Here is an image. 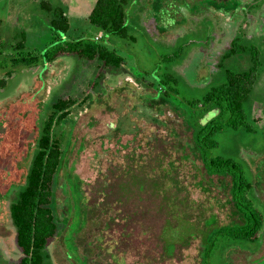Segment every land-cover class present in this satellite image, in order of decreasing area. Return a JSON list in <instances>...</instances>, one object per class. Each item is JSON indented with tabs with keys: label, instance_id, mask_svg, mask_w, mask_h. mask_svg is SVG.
<instances>
[{
	"label": "rangeland",
	"instance_id": "374dc122",
	"mask_svg": "<svg viewBox=\"0 0 264 264\" xmlns=\"http://www.w3.org/2000/svg\"><path fill=\"white\" fill-rule=\"evenodd\" d=\"M39 1L0 0V264L16 262L8 204L28 168L42 120L59 97H85V101L72 106L53 128L62 149L51 203L58 230L44 249L45 261L201 264L203 218L212 217V225H227L231 210L228 179L204 169L193 153L191 138L218 114V108L193 116L187 101L222 82L225 68L248 67L246 52L221 58L235 37L260 52L261 65L243 104L250 129L225 127L214 135L217 145L209 154L240 163L263 224L257 239L228 238L209 261L264 264V0H128L127 38L105 35L88 22L94 0H45L66 16V39L96 37L100 45L122 57L117 69L72 55L48 63L40 58L34 63L14 60L40 51L54 35ZM18 41L22 45L16 48ZM165 75L171 80L162 85L158 80ZM168 86L173 92L162 95L161 89L167 91ZM161 156V167L157 163L150 174L166 168L184 188L162 206L158 197H146L150 186L144 175V162L153 164V158ZM113 172L121 178L111 193L118 194L120 205L134 204L140 218L126 225L132 232L126 240L109 218L115 206L108 203L106 184L113 180L109 175ZM164 183L174 191L171 180ZM116 218L119 223L129 222ZM145 226L154 232L162 229L163 237L176 242L170 258L159 262L144 257V250L151 247L154 256L160 251L156 239L151 242L142 235Z\"/></svg>",
	"mask_w": 264,
	"mask_h": 264
},
{
	"label": "trees",
	"instance_id": "16d2710c",
	"mask_svg": "<svg viewBox=\"0 0 264 264\" xmlns=\"http://www.w3.org/2000/svg\"><path fill=\"white\" fill-rule=\"evenodd\" d=\"M127 1L94 0L86 16L88 22L102 30L105 35L127 38L125 25V5ZM218 4L219 2H212V5ZM38 5L48 14V27L54 35L50 43L40 51L27 56L13 57L14 60L19 58L23 62L34 63L40 58L43 63H48L60 56L72 55L80 59H96L102 66L113 69L120 66L122 57L114 53L113 50L104 47L105 44L100 45L99 39L96 37L66 39L65 33L68 24L66 16L59 6L45 0H40ZM21 45V41H18L15 42L14 47L17 48ZM238 52H246L249 55V65L246 69L231 71L225 68L222 82L211 85L201 96L187 101L193 106L191 109L193 116H197L209 108H218V114L199 126L193 135L191 134V138L193 153L200 157L204 169L208 173L221 175L228 179L227 191L229 198L227 201L231 210V221L227 225H212V217L203 218L206 230L200 235V248L198 250L201 264H211L209 260L215 249L228 238L254 241L257 239L258 232L263 224L262 213L253 205L248 195L251 183L245 177L240 163L230 157L211 156L209 154V150L217 145L214 135L225 127L250 129L246 123L243 104L248 99L251 86L261 65L260 52L256 46L239 42L238 38L235 37L230 40V47L221 54V58H226ZM169 57V55L164 56V58ZM217 65H219V62ZM169 80L171 78L165 75V79L160 78L158 81L164 85ZM168 88L167 91L161 89L162 95L167 96L169 92H173L171 87L168 86ZM84 101L85 97L79 100L71 97L56 98L49 106L50 111L42 120L39 135L35 139L32 157L20 182L23 183L21 185L18 183L19 186L8 204V217L14 229L13 243L18 250L15 264H48L45 261L44 249L55 239L58 230L51 205L53 184L55 174L62 163V149L53 128L68 115L72 106H81ZM163 156L160 158L154 157L153 164L148 161L147 163L144 162L145 168H147L144 175L146 180L149 181L148 186H150L146 197L150 199L151 194L158 197L161 201L160 206H162L164 200L174 199L178 194L177 192L184 190L182 186L175 182L172 175H169V170L166 168L160 169L158 175L150 174V172L154 173L157 166L161 167L160 161ZM109 175L112 176L113 180L110 179L106 184L107 198H111L108 203L113 202L112 206H115L113 208L115 214L109 217L110 223L121 230L120 236L123 239H129L132 232H130L131 229L130 231L127 230L126 225L134 222L136 218H140L136 217L134 204L125 207L118 203L120 197L116 193L112 194L111 191L116 192L119 174L113 172ZM157 176H159V179ZM160 176L162 182H160ZM165 179H169L174 183V191L172 188H167L164 183ZM118 213L121 215H116ZM116 217H119L120 221L126 219L129 222L126 224L124 222L119 223L116 221ZM108 226L111 227L109 224ZM161 231L162 229L159 228L157 232H154L152 229H148L147 226L142 229L144 238L147 240L149 237L151 242L156 239L155 246L160 250L157 252V256L152 255L155 251L152 247L144 250V257L152 261L163 262L170 258L176 243L163 237ZM188 238H186L187 241Z\"/></svg>",
	"mask_w": 264,
	"mask_h": 264
},
{
	"label": "crops",
	"instance_id": "0c3cea01",
	"mask_svg": "<svg viewBox=\"0 0 264 264\" xmlns=\"http://www.w3.org/2000/svg\"><path fill=\"white\" fill-rule=\"evenodd\" d=\"M204 3H207V2L204 1ZM216 65H217V64H216Z\"/></svg>",
	"mask_w": 264,
	"mask_h": 264
}]
</instances>
